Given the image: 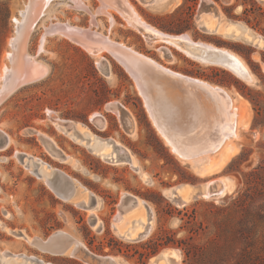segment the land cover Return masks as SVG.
<instances>
[{"label":"rangeland","instance_id":"374dc122","mask_svg":"<svg viewBox=\"0 0 264 264\" xmlns=\"http://www.w3.org/2000/svg\"><path fill=\"white\" fill-rule=\"evenodd\" d=\"M128 1L138 16L164 33H186L194 41L212 45V40L225 42L228 46L224 48L244 61L252 80L196 61L174 46L149 45L120 14L98 15L99 0H86L89 12L71 9L70 0L51 1L27 44L28 56L46 66L48 74L17 89L0 104V131L4 134L0 147L6 142L10 145L0 149V264H87L83 259L43 252L35 244V240L46 241L59 232L92 254L115 258L121 264H154L160 253H167L171 264H260L264 260V41L262 46H253L203 32L199 16L204 0H182L173 10L145 0ZM28 2L0 0V73L11 66L10 42ZM209 2L216 11L208 13L215 26L219 13L264 39V0ZM188 6L194 10L191 19ZM91 20L96 23L92 29L102 36L175 72L231 92L237 100L234 109L243 114L247 125L237 122L239 136L232 140L238 148L219 170L199 175L171 151L155 128L135 81L111 55L103 56L111 66L112 74L107 77L96 57L61 35L45 34L54 24L88 28ZM189 28L192 31H186ZM112 103L129 113L131 130L109 107ZM75 123L91 135L72 129ZM92 138L96 143H115L110 149L116 152L118 163L91 151ZM47 141L53 142L57 153ZM222 150L214 154L216 158ZM33 162H42L37 168L42 177L34 172ZM55 169L76 182L87 207L60 198L55 184L59 175L47 182ZM224 178L234 181L232 192L193 200V186ZM186 185L192 189V198L181 205L180 192ZM174 190L176 195L171 194ZM125 196L146 203L145 214L152 224L144 239L126 240L115 230L119 217L134 206L133 201L124 202Z\"/></svg>","mask_w":264,"mask_h":264},{"label":"water","instance_id":"95a60500","mask_svg":"<svg viewBox=\"0 0 264 264\" xmlns=\"http://www.w3.org/2000/svg\"><path fill=\"white\" fill-rule=\"evenodd\" d=\"M204 2L201 13L214 10L213 7H209L211 5L209 0H204ZM95 24L93 21L88 28H79L66 23L54 24L46 30L45 34L67 36L66 38L70 41L76 39L91 48L105 51L119 62L135 81L158 133L179 159L193 160L202 154H212L220 150L226 141L227 134L237 126L233 95L223 87L175 72L154 59L144 57L130 48L119 45L108 36H102L93 30L92 26ZM201 29L208 33L206 28ZM172 36L176 37L173 42L184 47L187 54L194 60L222 67L238 78L246 80L235 72L239 64L232 55L235 54L234 52L223 47L194 41L186 33ZM98 67L107 77L111 76V66L107 59L100 60ZM47 74L46 66L37 62L35 69L25 68L21 75L9 78L8 89L16 91L23 86L42 80ZM111 108L120 114L123 126L130 129L133 125L132 118L126 109L118 103L112 104ZM2 136L4 137V134L0 131V137ZM47 143L57 153L58 150L52 142L47 141ZM7 146L6 142L0 149H5ZM54 172L59 175L55 184L60 198L70 200L77 192L76 182L58 169ZM194 188L196 190L193 200L205 198L209 194L216 198L219 194V180L203 183ZM171 194L176 195V191H172ZM126 201L137 203L138 198L125 196L124 202ZM79 206L87 207L83 202ZM147 234L146 230L139 240L144 239ZM36 244L43 252L54 255L64 254L72 244H75V249L79 251L81 258L87 264L121 263L112 257L92 254L64 232H59L46 241L36 240Z\"/></svg>","mask_w":264,"mask_h":264},{"label":"bare ground","instance_id":"6f19581e","mask_svg":"<svg viewBox=\"0 0 264 264\" xmlns=\"http://www.w3.org/2000/svg\"><path fill=\"white\" fill-rule=\"evenodd\" d=\"M51 1H54V0H29L28 4L26 5V9L22 13V19L18 23V30L16 32V37H14L10 42V46L12 47V53H10L8 57L11 61V66L3 67L0 73V104L6 97H8L14 91V90L12 91L8 89V86H7V83L9 82L8 79L21 75L22 72L25 70V68L30 69V70H32L33 68L34 69L36 68V65H37L36 60L34 59V57L28 56L27 54L28 39H29V36L31 34V31L35 23L38 21L43 11H45V9L48 8ZM99 1H100V6L97 11L98 15H106L110 17L113 13H117L118 15L120 14L130 27L138 31L144 37V39L149 45L165 43V44L178 48L180 51L188 55L184 47L177 45L173 42L174 38L176 37H173L170 34L164 33L154 28L153 26L149 25L147 22H145L134 11V9L131 7L132 5H130L128 0H99ZM145 1L153 5H159L160 8L164 10L166 9L173 10V8H176L180 5L182 0H145ZM70 2L71 3L69 6L71 9L84 10L86 12H89V6L86 3V0H70ZM208 13L210 12L206 11V12L201 13L199 16V19H201V21H199V26H201V28H206L208 33L219 34L225 38L235 39L238 41L249 43L253 46L263 45L264 39L259 34H257L255 31H253L251 28L246 26L245 24L240 23V22H235V21L234 22L229 21L222 14L218 13L215 16V19L218 17L219 19L218 18L217 19L219 21L217 25L215 26L214 23L212 22V18L210 17L211 14H208ZM91 21H92L91 23H93V20ZM222 24H225V25L222 26ZM61 36L64 38L67 37L63 35ZM71 41L75 43L77 46H79L80 48H82L89 55L96 57V59L98 60V63L100 62V60L104 59L103 56L105 54V51L91 48L89 45L80 43L76 39H72ZM119 45L130 48L120 43ZM138 53L144 57H147L141 54L140 52ZM232 55L234 56L235 60L239 64L235 72H237L238 75H241L242 77H244L247 81H251L252 76L249 73L248 68L246 64L244 63V61L239 57V55H236V54H232ZM235 102H237V100L233 98V104H235ZM112 104H110L109 107H111ZM233 109H234V105H233ZM234 110H235L234 113L237 118V122H239L238 124H241V122L242 124L245 123L242 121L243 114L240 111L237 112L236 109ZM118 116L120 117L121 122H122V118L119 113H118ZM52 118H54L53 122L55 123V125L58 128H60L59 127L60 123H58L59 121L54 116H52ZM243 125H247V124L245 123ZM71 128L75 129L76 131H79L86 137H89V135H91V132L86 127H83V125L75 123L74 125H72ZM237 131L238 130L236 126L230 133L227 134L225 143L220 147V149L223 148V150L222 152H220L219 158L215 157L214 155L216 153L215 152L212 154H208V153L202 154L193 160L183 159V162L191 164L193 169L196 171V173H198L199 175H203V176L209 175L219 170L223 166V164L226 162V160L230 158L231 155H233L236 151L235 150L236 147L234 145V141L232 140V138L239 136ZM94 141L95 140L92 138L90 147L93 149V152H95L96 155H99L102 159L110 163L111 162L118 163V161H116L118 158L116 155V152L115 151L112 152L110 149L111 144H115V143H113L110 140H102L103 142H106V141L110 142L109 144H102V142L96 143ZM132 161H133L132 165L136 166V161L134 158ZM143 178L147 180L146 179L147 177H145V175H143ZM219 186L220 188L218 191L219 193L218 197H224L228 193L233 191L235 187V183L230 178H224V179H219ZM189 188L191 187H188L187 185L182 187V192H180L182 195L181 205L186 204L192 198V193L193 192L195 193L196 189L194 187H192L193 192H192V189H189ZM83 198H84V192L81 189H77L75 196L68 201L70 203L78 205L80 204V202H84L83 200L87 201L86 198L85 199ZM205 198H211V194L206 195ZM145 211H146V203L139 199L137 203H134L133 208L127 211L128 212L127 214L123 215L124 214L123 213L122 217H119V220L121 218L120 220L121 222L119 221L118 223L115 224V230L118 233V235L130 241L139 240L140 236L143 233H145L148 228L150 229V226H151L150 224H152V222L147 220ZM100 223L101 222L98 221V224ZM98 226H96L95 229H97ZM28 242L31 243V240H28ZM75 248H76L75 244H72L67 249V251L61 255L65 257L81 260L82 258L79 254V251H77ZM175 255L177 258L179 257V253L176 252ZM171 262L172 260L170 259L167 253H160L157 257L153 259L154 264H171Z\"/></svg>","mask_w":264,"mask_h":264},{"label":"trees","instance_id":"16d2710c","mask_svg":"<svg viewBox=\"0 0 264 264\" xmlns=\"http://www.w3.org/2000/svg\"><path fill=\"white\" fill-rule=\"evenodd\" d=\"M195 1V0H194ZM1 6H2V4H1ZM188 9H189V18L191 19L192 17H193V13H194V10L192 9V7L191 6H188ZM192 31L191 30V28H189V29H186V31ZM196 35H198V36H201L200 34H196ZM213 41V43L215 44V45H217V46H224V47H226V46H228V44H226L225 42H222V41H214V40H212ZM238 52V51H237ZM239 54H241V52H238ZM251 54V53H250ZM234 82L235 83H238V81L236 80V79H234ZM245 256H246V258L248 257V255H247V253L245 254ZM260 264H264V260L262 261V262H260Z\"/></svg>","mask_w":264,"mask_h":264},{"label":"flooded vegetation","instance_id":"af4514ba","mask_svg":"<svg viewBox=\"0 0 264 264\" xmlns=\"http://www.w3.org/2000/svg\"><path fill=\"white\" fill-rule=\"evenodd\" d=\"M87 140V139H86ZM51 141V140H50ZM88 142H90V139H88L87 140ZM52 144H53V142H52ZM54 145V144H53ZM9 144H8V146H7V148H9ZM91 151H93V149L92 148H89ZM58 152V151H57ZM35 164H36V169L34 168V172L38 175V176H41L42 177V174L39 172V171H37V168L42 164V162H33V165L35 166ZM28 165H31V164H28ZM51 166V165H50ZM52 167V166H51ZM56 174H55V172H53V173H51V176H49V178L47 179V182L49 181V182H52V181H54V179L56 178ZM48 182V183H49Z\"/></svg>","mask_w":264,"mask_h":264},{"label":"crops","instance_id":"0c3cea01","mask_svg":"<svg viewBox=\"0 0 264 264\" xmlns=\"http://www.w3.org/2000/svg\"><path fill=\"white\" fill-rule=\"evenodd\" d=\"M215 46H217V45H215ZM219 47H221V46H219ZM222 47L224 48V46H222ZM263 66H264V65H263ZM235 147L238 148V145H236V143H235Z\"/></svg>","mask_w":264,"mask_h":264}]
</instances>
